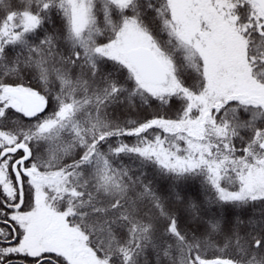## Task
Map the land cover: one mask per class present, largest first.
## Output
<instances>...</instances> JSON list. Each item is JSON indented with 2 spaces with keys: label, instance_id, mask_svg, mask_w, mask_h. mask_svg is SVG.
<instances>
[{
  "label": "snow or ice",
  "instance_id": "obj_1",
  "mask_svg": "<svg viewBox=\"0 0 264 264\" xmlns=\"http://www.w3.org/2000/svg\"><path fill=\"white\" fill-rule=\"evenodd\" d=\"M0 264H264V0H0Z\"/></svg>",
  "mask_w": 264,
  "mask_h": 264
},
{
  "label": "trees",
  "instance_id": "obj_2",
  "mask_svg": "<svg viewBox=\"0 0 264 264\" xmlns=\"http://www.w3.org/2000/svg\"><path fill=\"white\" fill-rule=\"evenodd\" d=\"M187 195L193 197L200 195L198 183L192 185V187L187 191ZM248 211L250 212L251 210L249 209ZM245 215H247V212L245 213Z\"/></svg>",
  "mask_w": 264,
  "mask_h": 264
}]
</instances>
